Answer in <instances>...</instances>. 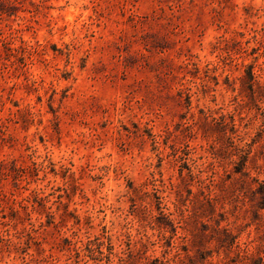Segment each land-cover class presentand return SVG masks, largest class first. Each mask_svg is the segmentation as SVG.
<instances>
[{"label": "rangeland", "instance_id": "rangeland-1", "mask_svg": "<svg viewBox=\"0 0 264 264\" xmlns=\"http://www.w3.org/2000/svg\"><path fill=\"white\" fill-rule=\"evenodd\" d=\"M263 55L264 0H0V264H264Z\"/></svg>", "mask_w": 264, "mask_h": 264}, {"label": "trees", "instance_id": "trees-1", "mask_svg": "<svg viewBox=\"0 0 264 264\" xmlns=\"http://www.w3.org/2000/svg\"><path fill=\"white\" fill-rule=\"evenodd\" d=\"M255 34H257V31H254L253 38H255L256 36ZM257 50L258 49L256 48L253 49L252 54H256ZM242 68H243V73L241 74L240 80H241V89H243L244 96L246 98V100L243 101L245 107H247L248 109L256 108L257 110H264L259 106V104H264V80L261 83L259 80H257L259 74H261L264 78V61L259 64L251 63L249 65H242ZM34 193L35 196L33 202L37 203L38 200H42L41 197L38 195L39 193L37 192ZM35 199L37 201H35ZM38 224L39 226H42L43 223L40 221ZM35 231L36 230L34 225H32V228L29 230L28 229L23 230L24 234L28 238L26 241L28 244H30L33 241L34 239L33 233H35Z\"/></svg>", "mask_w": 264, "mask_h": 264}]
</instances>
